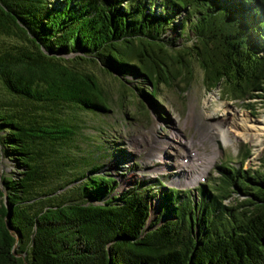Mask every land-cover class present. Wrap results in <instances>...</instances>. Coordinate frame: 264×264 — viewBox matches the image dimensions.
Wrapping results in <instances>:
<instances>
[{"label": "trees", "instance_id": "1", "mask_svg": "<svg viewBox=\"0 0 264 264\" xmlns=\"http://www.w3.org/2000/svg\"><path fill=\"white\" fill-rule=\"evenodd\" d=\"M171 30L198 40L207 86L264 99V0H0V264H264V168L222 163L201 202L171 189L154 222L148 189L76 171L63 111H110L85 65L147 81L154 103L176 79Z\"/></svg>", "mask_w": 264, "mask_h": 264}, {"label": "rangeland", "instance_id": "2", "mask_svg": "<svg viewBox=\"0 0 264 264\" xmlns=\"http://www.w3.org/2000/svg\"><path fill=\"white\" fill-rule=\"evenodd\" d=\"M57 1L61 0H53ZM178 14L179 20L186 17ZM196 22L197 17L188 21L187 34ZM169 34L172 39L183 38L170 51L172 58H164L176 79L171 85H159V99L154 103L140 91L149 87L147 81L138 85L136 78L119 77L106 73L102 65L87 64L86 70L95 73L107 93L110 111L102 115L72 107L63 111L81 126L70 146L79 166L76 171L87 172L98 164L103 166L101 174L117 180V191L148 189L156 195L151 200V222L163 214V220L171 217L162 209V196L171 189L188 191V196L201 202L202 184L215 178L222 163L245 161V169L264 168V131L257 132L264 130V99L252 92L245 100L236 99L225 83L207 86L204 68L189 54L190 48L199 45L196 37L192 33L180 36L174 30ZM226 119L241 126L245 135L232 133L231 141L223 144L213 127ZM253 125L258 128H247ZM3 168L14 170L8 160Z\"/></svg>", "mask_w": 264, "mask_h": 264}, {"label": "bare ground", "instance_id": "3", "mask_svg": "<svg viewBox=\"0 0 264 264\" xmlns=\"http://www.w3.org/2000/svg\"><path fill=\"white\" fill-rule=\"evenodd\" d=\"M248 129L250 130H254L258 127L256 126H247ZM214 129V134L216 135L217 138H219L223 144H227L231 141V134L238 132L240 135L244 136L245 132H242V128L241 126H239L238 124H232L231 122H229L228 119L223 120L221 122H218L214 125L213 127ZM264 130L259 129L257 132H263Z\"/></svg>", "mask_w": 264, "mask_h": 264}]
</instances>
